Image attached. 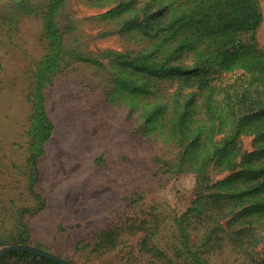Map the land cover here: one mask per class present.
<instances>
[{
    "label": "trees",
    "instance_id": "trees-1",
    "mask_svg": "<svg viewBox=\"0 0 264 264\" xmlns=\"http://www.w3.org/2000/svg\"><path fill=\"white\" fill-rule=\"evenodd\" d=\"M66 1L10 0L0 15V98L6 80L22 81L27 91L22 149L43 150L53 139L57 124L48 93L60 79L83 68L92 71L90 88L86 82L89 91L101 89L99 105L128 112L132 136L152 155L158 173H190L196 178L195 200L182 215L169 216L165 227L153 214L149 226L147 219L137 218L132 224L97 232L92 245L80 240L76 248L92 247L91 254L104 256L118 247L117 238L128 229L142 235L137 253L153 259L150 264H264V51L257 41L262 24L259 1L87 0L93 7L108 9L93 18L102 27L101 34L116 33L126 42L122 52L99 54L70 39L75 28L64 14ZM25 18L39 22L41 54L36 58L26 43L19 44ZM12 59L24 63L18 77L16 71L8 74ZM234 70L263 79L235 72L221 82L219 77ZM244 137L253 138L251 151L244 150ZM18 169L16 184L24 191V205L0 215L14 220L16 243L24 242L23 235L32 229L27 218L36 216V206L44 207L49 199L36 162ZM221 175L225 177L216 180ZM11 179L7 184L14 185ZM161 231H166L168 242L158 245L155 238ZM0 264L60 263L14 251L0 258Z\"/></svg>",
    "mask_w": 264,
    "mask_h": 264
},
{
    "label": "rangeland",
    "instance_id": "rangeland-1",
    "mask_svg": "<svg viewBox=\"0 0 264 264\" xmlns=\"http://www.w3.org/2000/svg\"><path fill=\"white\" fill-rule=\"evenodd\" d=\"M86 1L65 2L64 14L75 28L70 39L94 54L125 50L124 38L116 33L104 37L102 27L93 21L108 9L93 7ZM258 1L262 24L257 32V41L264 51V0ZM9 2L0 0V15L4 14ZM38 32L37 19L22 20L19 44L26 43L34 58L41 54ZM10 61L8 74L16 71L18 77L20 73L17 70L22 69L24 63L22 59ZM235 72L239 76L246 75L247 79H263L258 74H244L242 70L223 74L219 79L228 81ZM91 73L77 68L51 88L48 95L57 131L43 150L30 152H25L20 143L28 112L27 91L25 93L22 81L16 84L4 82L6 90L0 98V197L4 201H0V215L10 214L24 205V191L17 190L16 180L20 179L16 175L20 166L31 161L39 167L42 191L49 199H46L44 207L36 206V216L30 221L27 218L32 229L23 235L24 242H12L16 235L14 220L9 215V218L0 216V254L13 246H22L59 257L68 264H127L128 260L129 264L132 260L150 264L153 259L137 253L136 247L142 235H136L134 230L127 229L117 238L118 247L104 256L91 254L92 247L86 251L79 250L77 243L84 240L92 245L97 232L132 224L137 218L147 219L149 226L148 220L153 214L165 227L169 216L182 215L195 200V175L158 173L152 155L132 136L133 122H127L128 112L99 105L102 102L99 86L91 91L86 87V82L89 88L91 86L88 81ZM252 141V137L242 138L245 151L252 150ZM151 147L159 151L158 146ZM31 156L35 160H29ZM11 176L14 185L7 184L12 180ZM224 177L221 175L216 180ZM153 208L157 212L152 211ZM166 235V231H161L155 238L158 245L168 242ZM10 253H4L0 258Z\"/></svg>",
    "mask_w": 264,
    "mask_h": 264
},
{
    "label": "water",
    "instance_id": "water-1",
    "mask_svg": "<svg viewBox=\"0 0 264 264\" xmlns=\"http://www.w3.org/2000/svg\"><path fill=\"white\" fill-rule=\"evenodd\" d=\"M14 251H29L32 252L34 254H37L41 257L47 258V259H51L55 262H58L60 264H68L67 262H65L64 260L60 259L59 257L53 256L51 254L45 253L41 250H37L34 248H27V247H22V246H13L11 248L5 249L3 250V252L0 254V256L4 253H9V252H14Z\"/></svg>",
    "mask_w": 264,
    "mask_h": 264
}]
</instances>
